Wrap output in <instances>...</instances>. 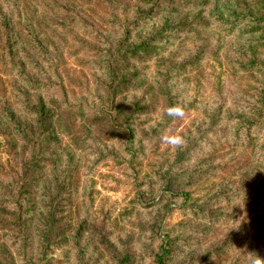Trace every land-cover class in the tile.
<instances>
[{
  "label": "trees",
  "instance_id": "obj_1",
  "mask_svg": "<svg viewBox=\"0 0 264 264\" xmlns=\"http://www.w3.org/2000/svg\"><path fill=\"white\" fill-rule=\"evenodd\" d=\"M39 1L59 2L0 0V84L1 75H9L16 92L10 98L1 94L0 122L6 136L14 138L11 146L25 157L18 165L0 162V223L8 227L2 234L20 249L21 260L195 264L201 255L198 251L184 255L182 245L198 227L188 221L166 226L168 215L178 208L193 220L229 222L233 214L223 213L226 207L219 210L216 201L226 199L229 204L243 193H248L244 195L248 211L240 227L220 233V241L200 250L216 256V264H237L233 258L239 254L234 253L241 246L264 258L261 107L237 102L233 107L218 103L205 109L178 134L186 141L179 149L169 146L159 153L157 142H152L150 154L144 139L150 134L159 138L171 121L166 109L179 104L175 81L185 72V63L167 64L165 53L182 34L199 38L202 28L217 27L227 36L235 35L241 46L247 44L250 55L240 61L248 65L243 73L258 84L255 103L264 104V51L256 47L264 44V0H213L211 7L210 0H107L120 6L124 18L114 20V38L98 40L95 58L88 62L94 71L93 86L86 87V95L71 93V98L59 72L58 51L51 54L32 27ZM60 6L69 21L80 12L69 0ZM54 80L58 95L51 90ZM78 124V133L65 140L62 132L71 135L69 128ZM229 139L250 151L238 163V181L221 179L216 188L209 186L198 195L196 175L200 171L211 176L223 165L220 144ZM48 140L55 141L53 148ZM198 152L200 157L195 156ZM146 154L152 161L143 167ZM105 159L123 165L136 189L131 207L112 220L92 210L89 185L80 187L77 180L83 168L94 169ZM248 230L251 237L243 243L241 231ZM4 245L0 243V264H17L13 256L7 258ZM66 245L69 260H50Z\"/></svg>",
  "mask_w": 264,
  "mask_h": 264
},
{
  "label": "rangeland",
  "instance_id": "obj_2",
  "mask_svg": "<svg viewBox=\"0 0 264 264\" xmlns=\"http://www.w3.org/2000/svg\"><path fill=\"white\" fill-rule=\"evenodd\" d=\"M31 1L35 2L37 0ZM64 1H39V4H35L37 14L32 27L34 31L39 32L40 39L51 54L58 51V60L61 62L59 72L62 75L67 95L71 98V93H77L78 97H82L87 94L86 87L90 89L93 86L94 71L88 65V62L95 58V48L100 45L98 40H102V43H104L107 39L114 38L117 31H115L116 27L113 22L116 19L119 22L118 19H123L124 14L118 4L107 0H69L75 5L76 9L80 10L76 19L69 21L64 17L60 6ZM212 2L213 0H210L207 7H211ZM203 7L199 9H203ZM183 35H180L172 43L165 56L169 57L166 60L167 64L185 63V72L181 73L180 79L175 81L174 89V92L180 94L178 103L184 109V116L183 118L171 117L167 129L161 133L160 137L163 134L178 135L185 131L190 127L193 120L200 118L202 111L212 109L218 103H224L223 105L226 107H233L232 104L237 102L256 104L261 107V117L264 120V104L255 103L258 84L246 72L243 73L248 65H241L240 62L250 55L247 44L244 47L241 46L240 43L243 44V42L237 40L235 35L227 36L224 31L212 26L207 29L202 28L200 37L197 39H193L189 35ZM256 47L264 51V44H256ZM235 67H238L237 70H235ZM35 70L38 71L37 67ZM1 78L3 83L0 84V96L4 94L10 98V96L16 95L15 90L10 87V76L1 75ZM53 82L51 90L58 95V81L54 80ZM1 122L0 162L2 164L18 165L24 161L25 157H20L21 150L11 146L14 138L10 134L6 136L5 124ZM148 125L149 123L145 126ZM224 128L225 125L221 127V130H224ZM69 130L72 131L71 135L68 134V130L62 132L65 140L70 139L72 135H76L80 130V126L79 124L73 125ZM63 131L65 130L63 129ZM140 134L145 137L144 133ZM160 137H154L150 134L149 137L144 138L150 154L152 142H157L158 147L156 149L159 153L169 147L161 142ZM48 142L53 148L55 141L48 140ZM219 153L220 163L223 165L214 170L211 176L200 171L196 175L195 187L200 189L198 195H202L204 189L209 186H215L216 188L221 179L225 180L232 177L238 181L237 177L241 174L238 163L248 156L250 151L240 146H234L231 139H229L221 141ZM197 155L200 157L199 152L195 154V156ZM145 157L149 158L142 161L143 167L146 166L147 161H152L150 155L146 154ZM77 180L80 187L85 184L89 185L88 188L93 199V211H101L100 214H105L112 220L125 209L131 207L130 201L134 197L136 189L133 180L127 176L123 165L105 159L98 162L94 169L83 168ZM247 194L243 193V197H237L229 204L226 199L216 201L219 203V210L220 206L226 207L228 210L223 211V213L230 212L231 215L233 214L234 218L229 222L220 224V221L210 223L193 220V218L184 216L178 208H175L164 223H168L166 226L169 227L184 221L196 225L197 230L189 235L186 232L188 237L182 245L183 254H194L198 251L201 256L195 264H216V256H207L204 251L211 243L220 241V233L229 234L240 227L244 215L246 216L245 211H248L245 205L247 202L244 199V195ZM0 214L2 213L0 212ZM5 218H8V215H5ZM6 230H8V227L0 223V243L3 242L9 251L7 258L11 259L13 256L17 264H35L32 260H21L20 249L11 245L12 240L2 234ZM241 235L245 238L243 243H246L251 237V232L249 230L245 233L241 231ZM35 245L34 241L31 249L33 254H35ZM202 247H204L203 252L200 250ZM242 247L236 249L234 255H239L233 259L237 258V264H249L248 252ZM69 251L70 247L66 245L62 249H56L55 253L51 254L49 258L55 261L69 260ZM28 255L26 253V259ZM43 263L44 261L41 262V264ZM53 263L55 262L53 261ZM90 264H103V261L92 259Z\"/></svg>",
  "mask_w": 264,
  "mask_h": 264
},
{
  "label": "clouds",
  "instance_id": "obj_3",
  "mask_svg": "<svg viewBox=\"0 0 264 264\" xmlns=\"http://www.w3.org/2000/svg\"><path fill=\"white\" fill-rule=\"evenodd\" d=\"M166 115L173 118H183L184 109L181 105H173L166 109ZM161 142L165 145H168L174 149H179L186 143L184 137L180 135H169L163 134L161 137ZM249 255V264H264V258L260 257L254 252L248 253Z\"/></svg>",
  "mask_w": 264,
  "mask_h": 264
}]
</instances>
